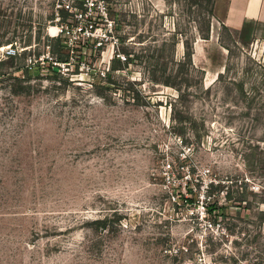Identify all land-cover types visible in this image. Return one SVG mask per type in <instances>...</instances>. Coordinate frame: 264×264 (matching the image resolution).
Returning <instances> with one entry per match:
<instances>
[{
  "label": "rangeland",
  "instance_id": "rangeland-1",
  "mask_svg": "<svg viewBox=\"0 0 264 264\" xmlns=\"http://www.w3.org/2000/svg\"><path fill=\"white\" fill-rule=\"evenodd\" d=\"M67 1L0 0V264H264V39Z\"/></svg>",
  "mask_w": 264,
  "mask_h": 264
},
{
  "label": "crops",
  "instance_id": "crops-1",
  "mask_svg": "<svg viewBox=\"0 0 264 264\" xmlns=\"http://www.w3.org/2000/svg\"><path fill=\"white\" fill-rule=\"evenodd\" d=\"M213 11L229 29H248L255 39H264V0H215Z\"/></svg>",
  "mask_w": 264,
  "mask_h": 264
},
{
  "label": "trees",
  "instance_id": "trees-1",
  "mask_svg": "<svg viewBox=\"0 0 264 264\" xmlns=\"http://www.w3.org/2000/svg\"><path fill=\"white\" fill-rule=\"evenodd\" d=\"M212 1V4H214L213 3V0H208V2H211ZM209 14H213V10H212V8H211V10L209 11ZM68 16H69V14H68ZM62 17L63 18H66V14H63L62 15ZM183 45H184V53H183V55H182V57L180 58V59H178V60H175V61H177V63L180 65L181 63H188L191 67L193 66L192 65V61H191V55H192V51H191V45H189V43H187V41H183ZM56 59L58 60V61H61V62H67L68 60H67V56L66 55H64V54H62V53H60V52H58L57 53V55H56ZM114 68V67H113ZM193 68V67H192ZM164 83H169V82H167V81H165ZM174 85V84H173ZM239 87L240 88H242L241 87V83H239ZM210 186H212V183L210 182L208 185H207V188H209ZM207 193H208V189H207ZM206 193V194H207ZM209 196V194H207V197ZM225 197H226V199L227 200H231L234 204H237V205H241L242 203H246L247 205H249L248 203L249 202H247V200H246V197H245V195H244V192L242 191V192H238V194L237 195H235V196H233V195H231V192H228V191H226V194H225ZM260 202H264V199L263 200H260ZM214 206H212V205H206L205 206V210L207 211V212H209V211H213L214 210ZM258 215H259V217H261L260 219L262 220V219H264V211H260L259 213H258ZM263 217V218H262ZM255 264V263H254Z\"/></svg>",
  "mask_w": 264,
  "mask_h": 264
},
{
  "label": "built area",
  "instance_id": "built-area-1",
  "mask_svg": "<svg viewBox=\"0 0 264 264\" xmlns=\"http://www.w3.org/2000/svg\"><path fill=\"white\" fill-rule=\"evenodd\" d=\"M78 1H79L78 4H80V6L82 7H79L78 5L74 6L69 1L58 5V7H61L63 10L73 14L76 18L81 19L83 15L87 17L88 15L87 10H91L96 4L100 8L102 14L106 16L105 0H97V2L94 0H78ZM77 27L81 29V26H77ZM7 51L9 52V54L13 52V50L10 48ZM201 208L205 210V205H202Z\"/></svg>",
  "mask_w": 264,
  "mask_h": 264
},
{
  "label": "bare ground",
  "instance_id": "bare-ground-1",
  "mask_svg": "<svg viewBox=\"0 0 264 264\" xmlns=\"http://www.w3.org/2000/svg\"><path fill=\"white\" fill-rule=\"evenodd\" d=\"M53 29V28H52ZM54 30V29H53Z\"/></svg>",
  "mask_w": 264,
  "mask_h": 264
}]
</instances>
